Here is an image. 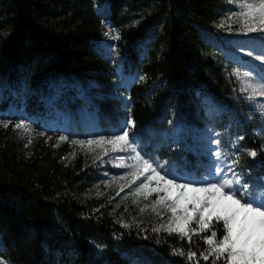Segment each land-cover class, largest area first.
<instances>
[{"label": "trees", "instance_id": "16d2710c", "mask_svg": "<svg viewBox=\"0 0 264 264\" xmlns=\"http://www.w3.org/2000/svg\"><path fill=\"white\" fill-rule=\"evenodd\" d=\"M70 1L0 0V77L20 84L17 94L2 101L17 107L26 93L40 108L48 107L53 95L61 107L67 83L76 89L77 101L82 91L96 88L89 98L96 99L90 102L97 118L102 113L117 128L133 121L130 136L131 130L146 133L144 124L163 126L174 117L188 162L195 159L189 139L208 112L217 129L240 134L247 149L246 183L256 184L255 177L264 175V127L235 85L247 77L264 91V78L251 65V54L262 56L264 47L234 57L223 48L237 35L264 38V31L247 30L264 27L257 19L238 23L236 8L245 0H103L101 14L93 10V0ZM100 16L119 35L108 43L122 53L125 81H117L116 54L98 52L89 43ZM226 17L235 19L225 32L217 30L213 24ZM97 133L111 135H84ZM128 167L115 166L109 152L42 139L24 146L19 136L0 131L1 255L11 264H212L213 256L201 258L209 248L203 237L216 231V239L222 238V221L213 220L203 231L193 227L197 231L189 240L170 232V224L156 227L125 216L115 192L97 193L108 174ZM177 252L196 256L190 260Z\"/></svg>", "mask_w": 264, "mask_h": 264}, {"label": "rangeland", "instance_id": "374dc122", "mask_svg": "<svg viewBox=\"0 0 264 264\" xmlns=\"http://www.w3.org/2000/svg\"><path fill=\"white\" fill-rule=\"evenodd\" d=\"M244 1V0H242ZM71 3L78 2V0H71ZM256 0H245L243 3H239L236 8V13L239 19V24L247 22L249 17L243 16L241 13L246 11L244 7L248 3H254ZM103 0H93V10L97 14L104 12ZM235 18L226 17L225 19H219L213 24L217 30L225 32L228 28V23H232ZM260 29L259 27L257 28ZM114 28L110 22L104 17H99V24L97 33L94 37L89 34V43L98 52L106 51L109 55L117 56L118 62L114 64V68L117 71V81H125L126 75L120 74L121 64L120 61L122 53L120 51L114 52L109 45L108 41L114 37ZM239 36V37H238ZM261 35L257 34H242L237 35V38L231 40L232 46L223 47L225 52L235 56L236 53H249L246 50L249 48L264 47V38H260ZM232 38H229V40ZM238 40V41H236ZM236 41V43H234ZM227 49V50H226ZM228 50H231L230 52ZM251 54V53H250ZM260 56V55H259ZM264 56V54L262 55ZM258 55L254 57L251 54V59L257 63L251 62L254 67L252 71L256 76L264 78V62L257 59ZM111 63H115L111 56H108ZM245 75V74H243ZM249 77V76H248ZM251 78L244 79L243 81L236 82L235 91L242 97L244 102L248 103L250 110H255V116H259V123L264 127V95L257 91L256 83H253ZM115 83V80H113ZM19 83L14 78L0 77V131H7L9 134L13 133L20 137L24 146H30L35 141L40 139L44 141L53 142H66L72 145L73 140H98L101 138L111 139L116 134H123V132L129 129V126L119 125L109 118L104 117L102 113H98L93 110L95 106H91V102L96 101L95 98H89L92 93L96 95L98 93L96 88L92 90H86L81 92V101H77L73 94L75 88L70 83L65 86V94L62 99L64 101L61 107H58L57 101L53 99L51 95V103L48 107L42 106L38 108L37 103L34 100L28 99L29 95L23 93L18 98L19 104L14 107L9 102L2 101V97L5 95L12 97L17 94L19 90ZM26 92V91H25ZM23 98V99H22ZM43 98H46L45 90H43ZM88 104L90 108H87ZM207 112V111H206ZM124 113H127L124 110ZM96 117V118H95ZM215 118H219V114L214 115ZM166 121V119H164ZM23 122L31 129V135L25 134L23 129H16L17 123ZM128 120H125L127 124ZM7 123L8 127H4L3 124ZM161 124V121H157ZM222 124H224L221 121ZM163 126L157 124H144L145 131L136 134L134 130H131V136L129 135V142L131 147L128 150L111 151V146L105 145L109 149L110 161L117 167L124 168L129 166L128 170L124 173L108 174L103 185L97 189V193L109 194L115 192V201L122 208V212H125V216H130L138 219L142 222L150 221L156 227L158 225L172 224L174 217L172 213L166 207L165 204H156L155 201L159 196L163 195L161 192H150L149 189L156 188L157 183L155 179L147 181L146 177L151 175L150 171H146L141 167V162L147 160L149 163L156 167L161 175L168 174V178H176L177 182L193 181L197 182L196 186H200L199 181L206 178H217L209 176V169L213 164L219 166L221 163L225 165L224 172L220 175L227 174L229 178H232V171L229 170L226 165H231L236 173L240 174L242 182H246L248 171L246 168L245 154L247 149L243 146L240 134L233 132H227L225 127L216 128L210 122V114L205 113L204 117L199 122L200 129L195 130L192 134V138L189 139V146L193 150L195 159L193 161H187L188 157L185 152L180 150L182 146V136L179 134V123L175 121L174 117L167 119L166 123H162ZM225 126V124H224ZM139 127V126H138ZM140 128V127H139ZM154 130H158L154 132ZM90 131L110 133L111 135L93 134L84 135ZM114 131L115 134L112 133ZM117 131V132H116ZM142 133V134H141ZM153 133H155L153 135ZM67 137L66 140L61 141L60 137ZM156 137V138H155ZM31 139V143H29ZM219 140V145L215 141ZM227 144V145H225ZM80 146V145H79ZM264 146V145H263ZM82 147V146H81ZM85 151L98 152L104 151L103 148L92 145L91 147L85 145L82 147ZM135 148V152L131 150ZM209 149L219 150L221 153V160H217L214 152L209 153ZM137 154L140 159H136ZM190 162H193L190 164ZM133 173H136L140 178L134 181ZM141 173H143L141 175ZM255 185L248 186L249 192L255 197H264V175L255 177ZM145 182L147 188L143 189L140 194H135L137 187ZM123 189V190H121ZM147 195V199L145 198ZM143 209V211L141 210ZM198 227L195 220L190 224V228ZM0 264H11L7 258L1 255V241H0Z\"/></svg>", "mask_w": 264, "mask_h": 264}, {"label": "snow or ice", "instance_id": "6c2138e0", "mask_svg": "<svg viewBox=\"0 0 264 264\" xmlns=\"http://www.w3.org/2000/svg\"><path fill=\"white\" fill-rule=\"evenodd\" d=\"M246 11L241 14L245 17H253L264 25V0H256L254 3H248L244 6ZM248 31H257L254 25L248 26ZM264 31V27L259 29ZM114 39H119L116 34ZM264 62V56H258ZM249 76V73H245ZM264 95V91L257 90ZM133 125L134 122L129 120L127 126ZM8 127L7 123L3 124ZM16 129H23L25 134L31 135V129L23 122L15 125ZM67 137L61 136L60 140L64 141ZM31 143V139L28 141ZM73 144L80 146L96 145L104 150L106 155L109 149L105 145L111 146V151H126L131 147L129 142V131L123 134H116L111 139L101 138L98 140H73ZM219 145V140L215 141ZM135 152V148H131ZM214 152L216 159L221 160L219 150L209 149V153ZM248 155L255 157L257 153L250 151ZM136 159H140L137 154ZM141 167L150 171L151 175L146 177L147 181L156 180L157 187L149 189L150 192H161L163 195L155 201L156 204H165L172 213L174 222L170 224L168 230L170 232L179 233L182 238L188 237L191 240L190 232L195 234L197 229L190 228V224L195 220L200 231L210 227V223L223 222L225 234L219 240L216 239V231H212L210 236L203 237L206 244L209 245L207 254L201 253V258L208 260L209 256H213L212 264L216 261L224 259L225 264H264V197L257 198L249 192L248 184L242 182L240 174L236 173L231 165H226L232 171V178L227 174L221 176L224 172L225 165L221 163L219 166L213 164L209 169V176L217 178H206L198 183L185 181L177 182L176 178H168V174L161 175V172L153 167L147 160L141 162ZM143 173H141L142 175ZM134 181L140 177L133 173ZM147 188V183L142 182L137 187L135 194H140L143 189ZM123 190V189H121ZM147 199V195H145ZM143 211V209H141ZM179 255H187L188 259L196 256L195 252L183 253L177 252Z\"/></svg>", "mask_w": 264, "mask_h": 264}]
</instances>
